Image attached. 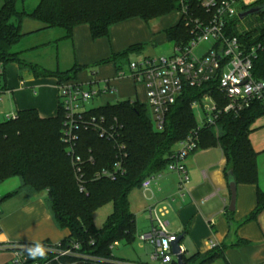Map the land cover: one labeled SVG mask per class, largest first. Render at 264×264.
I'll use <instances>...</instances> for the list:
<instances>
[{"label": "trees", "instance_id": "obj_1", "mask_svg": "<svg viewBox=\"0 0 264 264\" xmlns=\"http://www.w3.org/2000/svg\"><path fill=\"white\" fill-rule=\"evenodd\" d=\"M0 1V62L5 69L16 63L36 78H55L58 85L75 82L84 68L74 65L66 71H53L21 60L22 52L16 47L27 37L22 32L25 20L41 23L45 30H61L63 40H71L75 28L87 25L92 39L98 40L109 38L110 28L116 24L134 18L149 23L178 9V0H38L31 11L18 9V3L25 0ZM257 31L264 37V26ZM164 34L170 43L186 42L190 37L189 28L182 22L166 29ZM143 48V45L131 46L104 62L114 63L122 71L130 64L129 56ZM254 75L264 78V50L255 62ZM3 83L7 88L6 72ZM206 91V87L186 88L167 114L163 131L154 129L149 107L138 101L126 100L90 109L87 114L104 118L106 129L114 137L100 138L93 131L78 133L76 153L85 161L83 191L61 140L64 117L59 104L54 118H41L34 109L18 111L15 119L0 123V185L18 178L20 190L33 195L46 193V202L59 228L69 231L63 243L78 242L82 252L114 259L111 246L135 240L137 227L130 194L141 189L145 179L165 171L175 146L198 127L191 104ZM263 116L264 103L254 102L240 115L224 113L214 127L202 130L197 151L221 149L226 160L227 182L228 173L232 171L237 185L257 183V155L249 136L255 121ZM90 157L91 162L88 161ZM119 161L123 163L124 175L115 181L94 179L96 172L113 170ZM108 203L113 204V212L98 230L93 214ZM263 211L264 192L258 191L257 207L245 222L256 220ZM227 215L231 221L233 212ZM226 248L216 247L207 254L184 256V264H213L225 258Z\"/></svg>", "mask_w": 264, "mask_h": 264}, {"label": "crops", "instance_id": "obj_2", "mask_svg": "<svg viewBox=\"0 0 264 264\" xmlns=\"http://www.w3.org/2000/svg\"><path fill=\"white\" fill-rule=\"evenodd\" d=\"M1 5L2 2L0 7ZM167 17L156 19L163 21L156 23L152 30L149 25L155 20L146 23L139 18L130 19L112 26L109 38L98 40L92 39L87 25L75 28L71 40H63V32L45 30L43 24L25 20L22 32L28 37L23 40H31L46 34V42L30 50H37L40 47L56 48L53 68L43 66L38 61L31 63L53 71H66L74 65H79L84 69L77 75L76 83L95 87H103L109 83L115 92L98 98L97 101H100L98 107L126 100L147 105L145 86L135 83L130 77L119 78L117 66L104 61L113 54L122 53L135 45H143V47H146L148 43L160 46L165 43L170 45L164 31L175 26L179 22V17H176L172 23L166 21ZM67 43H70L72 48V54L68 53L72 62L69 68L63 69L61 47ZM144 51L145 48L139 53L131 54L129 58L134 56L136 58L134 60L128 58V62L153 57L144 56ZM16 66L20 74L21 69L19 65L16 64ZM7 68L8 66L6 67L7 93L5 95L10 94L18 111L34 109L44 119L57 116L59 96L57 79L36 78L29 71L25 77L21 74L15 77L11 75L9 81ZM122 71L128 72V66L126 65ZM31 87L39 89L37 97H32ZM139 94L142 96V101L139 100ZM251 130L249 139L257 155L258 180L256 184L237 185L236 209L231 221L227 215L230 212L228 208L231 193L226 179V160L219 147L198 150L188 158L186 166L189 182L186 185L187 191L184 197L179 193L177 174L165 170L155 175V181L147 192L149 202L144 206V213H147V209L154 205L161 208L170 202L164 220L169 223L168 229L172 234L177 237L183 236L180 246L187 258L197 253L211 252L213 249L210 244L214 243L219 249L223 246L227 248L224 251L225 258L213 264H264V211L256 220L245 222L257 207L258 191L264 192V116L255 121ZM13 180L16 178L0 185V246L55 244L65 240L69 236V231L59 228L47 207L45 194H29L20 190V185L3 192L1 186H6ZM146 218L149 223L148 227L144 228V234L149 233L153 227L148 213ZM143 244L148 251V261L139 259L135 263L159 264L152 260L154 247L148 243ZM12 259L13 250H0V264H11Z\"/></svg>", "mask_w": 264, "mask_h": 264}, {"label": "built area", "instance_id": "obj_3", "mask_svg": "<svg viewBox=\"0 0 264 264\" xmlns=\"http://www.w3.org/2000/svg\"><path fill=\"white\" fill-rule=\"evenodd\" d=\"M264 6V0H178L176 11L179 22L189 28L190 37L172 42L171 51L159 57H144L128 65V72L119 71L118 77H130L146 88L147 106L151 109L157 131H163L171 107L183 96L186 88L206 87V93L191 104L201 109L203 119L190 135L178 144L169 156L167 171L179 176V193L184 197L189 182L186 161L197 151L201 132L214 127L224 114L240 115L254 102L264 103V78L254 75L255 62L264 50V37L258 29L264 26V13L240 18L250 9ZM6 69L0 62V104L4 102L7 88L3 78ZM58 104L63 111L61 140L66 145L68 156L75 170L80 190H84L83 166L85 161L77 155L80 131H93L100 138H113L105 126L104 118L89 116L86 105L101 96L114 93L106 83L103 87L84 86L76 82L58 85ZM17 113L0 111V123L15 119ZM92 157L88 161H92ZM125 174L122 161L113 170L98 171L94 179L115 181ZM155 176L145 179L141 190L150 191ZM170 202L165 207L154 205L147 209L153 227L138 240L154 247L152 260L159 264L177 262L172 253V243L177 235L172 234L169 223L164 220ZM1 217V211H0ZM48 249L44 259L31 258L27 246H0V250H13L11 264H140L116 259H103L82 252L78 242L42 243ZM116 242L113 247L117 246ZM211 249L217 247L210 244ZM183 252V249L181 247Z\"/></svg>", "mask_w": 264, "mask_h": 264}, {"label": "rangeland", "instance_id": "obj_4", "mask_svg": "<svg viewBox=\"0 0 264 264\" xmlns=\"http://www.w3.org/2000/svg\"><path fill=\"white\" fill-rule=\"evenodd\" d=\"M1 3V1H0ZM38 4V0H25V2H19L18 3V9L19 10H26V11H31L33 10ZM176 12H172V14L168 15L166 19L167 22H174L175 18L178 17L177 14H174ZM174 17V18H173ZM174 19V20H173ZM161 22L163 20H155L154 22L150 23V28L151 30L157 25L156 23ZM154 26V27H153ZM56 33H62L61 30H54ZM44 34L41 37H36L31 40H23L17 47V51H25L24 53L22 52L21 60L26 61V62H39L40 64H43V66H46L49 68H53L55 64V50L56 48L53 47L52 49H47L46 47H40L37 50H30L32 47L38 45V44H43L46 42L47 38ZM28 37V36H27ZM172 44H164L163 46L160 45H155L153 43H148L145 47L144 51V56H161L168 54V52L171 50ZM71 46L70 43L65 44L64 46L61 47V59H62V68H69L71 65L72 60L69 58V54H72L71 52ZM53 55V57H52ZM72 56V55H71ZM136 57H130V60H134ZM40 60L43 62H40ZM18 65V64H17ZM29 70L28 69H21L20 74L21 76H26L28 74ZM17 70V66L14 63H11L8 65L7 68V78L10 81L11 75L13 77L19 76L20 75ZM19 81V78L17 77V82ZM31 94L32 97H37L39 93V89L36 87H31ZM93 100L86 105V108L92 109V108H97L100 104V101ZM139 100L142 101V96L139 94ZM193 110V109H192ZM0 111L6 112V113H16L18 110L15 107L12 97L10 94L4 96V102L0 104ZM149 116L153 122L154 129L156 130L155 123L153 121V115L152 111L150 108H148ZM194 115H195V120L197 125L201 123V120L203 119L202 115V110L201 109H194ZM178 146V144L175 146ZM157 179V177H156ZM155 181V180H153ZM20 185L21 186V181L16 178V180L10 181L6 186H1V189H3V192H7L8 190H11L12 187ZM11 188V189H10ZM45 197H47L46 193ZM149 197V193L145 194L144 191L141 189L134 190L129 197L130 200V206H131V211L135 214L136 218V234H135V240L128 244L125 241L119 242L117 246L113 247L112 249V255L114 259L116 260H122V261H128V262H138L139 259L143 260L144 262L148 261V251L145 250V244L141 243L138 238L141 234L144 233V228L148 227V220L146 218L147 213H144V206L146 203L149 201L147 198ZM47 207L49 209L48 203ZM50 210V209H49ZM113 212V204L108 203L101 208L97 209L94 214H93V221L95 227L99 230L103 227L105 224L106 220L108 217L112 214ZM150 250V249H149ZM116 257V258H115Z\"/></svg>", "mask_w": 264, "mask_h": 264}, {"label": "water", "instance_id": "obj_5", "mask_svg": "<svg viewBox=\"0 0 264 264\" xmlns=\"http://www.w3.org/2000/svg\"><path fill=\"white\" fill-rule=\"evenodd\" d=\"M259 13H264V6L250 9L249 11L242 13L240 18L243 19L248 16L257 15ZM228 186L231 193V200L228 210L234 212L236 209V199H237V182L234 177V173L230 171L228 173ZM183 236H178L177 239L172 243V253L176 257L178 264H184L183 257L184 253L181 250L180 242Z\"/></svg>", "mask_w": 264, "mask_h": 264}, {"label": "clouds", "instance_id": "obj_6", "mask_svg": "<svg viewBox=\"0 0 264 264\" xmlns=\"http://www.w3.org/2000/svg\"><path fill=\"white\" fill-rule=\"evenodd\" d=\"M27 253L29 257L35 259V258H40L44 259L47 256L48 249L45 245L42 243H35L31 246H27Z\"/></svg>", "mask_w": 264, "mask_h": 264}]
</instances>
